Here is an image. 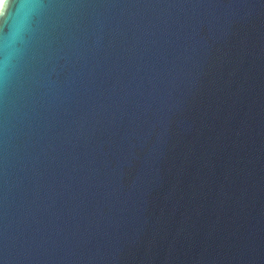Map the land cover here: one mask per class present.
Segmentation results:
<instances>
[{
	"label": "water",
	"instance_id": "1",
	"mask_svg": "<svg viewBox=\"0 0 264 264\" xmlns=\"http://www.w3.org/2000/svg\"><path fill=\"white\" fill-rule=\"evenodd\" d=\"M0 264H264V0H3Z\"/></svg>",
	"mask_w": 264,
	"mask_h": 264
},
{
	"label": "bare ground",
	"instance_id": "2",
	"mask_svg": "<svg viewBox=\"0 0 264 264\" xmlns=\"http://www.w3.org/2000/svg\"><path fill=\"white\" fill-rule=\"evenodd\" d=\"M2 1H3V0H0V6H1V4H2Z\"/></svg>",
	"mask_w": 264,
	"mask_h": 264
}]
</instances>
